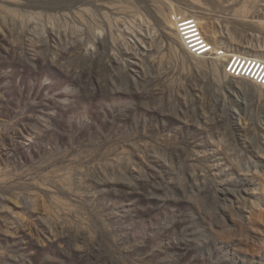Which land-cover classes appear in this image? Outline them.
I'll return each mask as SVG.
<instances>
[{
	"label": "rangeland",
	"instance_id": "rangeland-1",
	"mask_svg": "<svg viewBox=\"0 0 264 264\" xmlns=\"http://www.w3.org/2000/svg\"><path fill=\"white\" fill-rule=\"evenodd\" d=\"M234 58L264 65V0H0V264H264Z\"/></svg>",
	"mask_w": 264,
	"mask_h": 264
},
{
	"label": "built area",
	"instance_id": "built-area-1",
	"mask_svg": "<svg viewBox=\"0 0 264 264\" xmlns=\"http://www.w3.org/2000/svg\"><path fill=\"white\" fill-rule=\"evenodd\" d=\"M188 22H191V30H194V31H191L192 34H195V37H197L198 35V28L196 26V24L193 22V21H188ZM190 35V36H191ZM197 35V36H196ZM187 37V36H186ZM200 38V36H198ZM202 41V40H200ZM189 43V40L187 41ZM202 51V50H201ZM202 53H198L197 55H201ZM203 55V54H202ZM236 58H234L229 66L227 67V72L231 73L233 76H241V77H246V78H249L251 79L252 81H254L255 83H258V84H261V85H264V65L261 64L260 62H258L257 66L254 68L253 72H252V68L254 67V65L256 64V61L254 60L251 64V61L252 60H248L247 64H246V67H250V69L248 70L247 73H245L244 71H242L243 73H241L240 75V71H241V68L242 66H244L246 60H243V62L241 63V66L239 67V69L237 70V72L235 71L237 69V66L239 65V62L240 61H235ZM240 60V59H238ZM236 62V64L233 66V64ZM251 64V65H250ZM261 65V67H260ZM233 67V68H232ZM260 67V69H259ZM236 72V73H235ZM252 72V73H251ZM246 74V75H245ZM251 74V75H250Z\"/></svg>",
	"mask_w": 264,
	"mask_h": 264
},
{
	"label": "bare ground",
	"instance_id": "bare-ground-1",
	"mask_svg": "<svg viewBox=\"0 0 264 264\" xmlns=\"http://www.w3.org/2000/svg\"><path fill=\"white\" fill-rule=\"evenodd\" d=\"M181 22H183L182 25H181V29L184 32L185 39H187V41L189 40V43L187 41L186 42H187V45L189 46V48L192 50V52H195L196 55H197L200 52L202 54H206V53H208L209 51L212 50L211 46H209V44L201 36V32L199 31V29H198V34L197 35L200 36V38L197 35H196L197 37H195V34L191 35L192 34L191 31H194V30H191V27H192L191 22H188L186 20H181ZM200 40H202V41H200ZM249 69H247L246 71L244 70V72L247 73ZM252 72H253V68H252ZM241 73H243V72H241Z\"/></svg>",
	"mask_w": 264,
	"mask_h": 264
}]
</instances>
